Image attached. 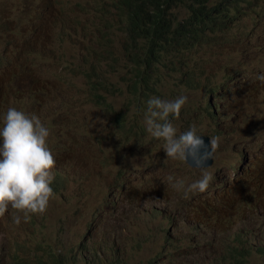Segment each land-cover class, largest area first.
<instances>
[{
	"label": "rangeland",
	"instance_id": "rangeland-1",
	"mask_svg": "<svg viewBox=\"0 0 264 264\" xmlns=\"http://www.w3.org/2000/svg\"><path fill=\"white\" fill-rule=\"evenodd\" d=\"M114 1L0 0V126L10 105L38 116L51 129L64 181L44 215L19 225L12 212L3 219L0 264H18L15 252L46 262L61 252L65 264H111L107 255L121 264H191L186 247L197 264L213 262L221 247L212 236L216 219L206 222L195 250L190 243L196 235L181 216L171 220L152 210L172 212L194 196L174 190L167 177L187 185L201 174L185 161L167 159L164 142L147 133L143 120L153 96H186L184 115L172 118L177 133L194 124L199 134L218 139L213 166L206 168L211 187L196 197L202 212L221 218L216 235L244 227L255 247L264 246V82L258 79L264 75V0L224 36L217 31L210 46L187 50L188 36L176 34L172 48L196 54L197 86L176 76L139 99L128 87L137 64L122 47L123 7L130 1L115 3L116 12ZM142 2L144 10L157 9ZM102 75L122 87L108 99L116 113L90 91L89 78ZM104 208L114 211L110 226L98 216ZM125 210L143 211L142 218L128 225L135 218ZM193 211L189 220L199 222ZM250 264H264V258L254 252Z\"/></svg>",
	"mask_w": 264,
	"mask_h": 264
},
{
	"label": "clouds",
	"instance_id": "clouds-1",
	"mask_svg": "<svg viewBox=\"0 0 264 264\" xmlns=\"http://www.w3.org/2000/svg\"><path fill=\"white\" fill-rule=\"evenodd\" d=\"M124 1L118 0V2ZM142 1L145 0H141V5ZM260 1L211 0L208 6L219 9V12L214 14L220 28L217 31H220L224 36L244 19ZM130 2L126 3L125 8ZM223 9L226 11L225 16H221ZM194 21L195 19L182 23L187 25V28L181 32L182 35L188 36L184 40L186 46L192 43L204 45L212 35L215 38L217 31H214L211 21L206 24H199L198 22L195 24ZM126 24L127 28H125V25L122 47L125 46V50L129 54L140 53L146 59V67L152 78L155 81H164V83L157 85V90L159 86L166 84L169 78L176 76H179L180 81L183 83L185 82L193 87L197 86L196 78L192 77L194 72L192 66L196 61V54L181 53L173 49L164 41V33L157 36L159 39L157 48H151L153 36L143 41L134 39L131 30L128 28V19H126ZM192 34L196 35L193 39L189 37ZM159 49L163 52L162 56L157 52ZM258 79L264 82V75L259 76ZM89 82L93 98L103 103L110 114L116 113L119 109L108 99L120 89L116 86L100 88L93 81L89 80ZM147 95L148 93L145 96ZM141 97L137 96L138 99ZM187 101V97L184 95L174 100H162L157 96H153L147 101V110L143 120L145 129L151 137L164 142L163 152L165 157L174 161H185L195 171L201 169L198 179L187 185L183 180H174L172 176L167 177L169 186L177 192H183L185 197L194 194L192 199L187 197L172 212L158 208L152 210L157 215H162L171 220L179 219L181 216V220H185L190 225L192 233L196 235L190 243L195 250L198 249L203 240L202 235H206V222L216 219L212 223V236L215 241L221 243V247L216 250L217 256L213 257L211 264H250L254 252L264 258V246L257 245L255 247L248 229L240 227L229 235L224 234L218 237L216 235V225L221 223V218L215 213L211 215L202 212L200 206L196 204V197H204L211 187L213 176L206 168L213 166L218 139L217 137L211 138L199 134L194 124L185 127L186 129L183 132L177 133L172 118L178 119L184 115H181V110ZM208 104L213 107L212 98H209ZM196 112L200 111L197 110ZM211 115L212 117L215 116L213 113ZM116 122L117 126H121L125 122V116L118 118ZM50 135V127L42 123L41 119L35 114L28 113L23 107L10 105L4 111L0 126V223L10 212H12V219L16 225L21 223L22 218L26 222L30 216L44 215L48 211L54 195L64 183L60 177L62 171L57 168L60 155L55 146L49 142ZM205 137H208L209 142ZM247 157L248 154L245 152L244 159L246 160ZM55 174H58V177ZM189 208L195 209L193 212L199 217V222L189 220ZM125 212L135 218L128 225L138 222L142 218L143 211L125 210ZM113 215L112 208H104L98 214L100 219L108 226L111 225ZM258 217H262V215H258ZM258 217V221L262 219ZM128 225H125V227ZM185 252L192 258V262L196 260L193 251L188 250L186 247ZM97 254L99 255V251H97ZM175 254L173 253V255ZM110 258L107 255L105 262H108ZM87 263L95 264V261L87 260ZM26 264L41 263L31 261L26 262Z\"/></svg>",
	"mask_w": 264,
	"mask_h": 264
},
{
	"label": "trees",
	"instance_id": "trees-1",
	"mask_svg": "<svg viewBox=\"0 0 264 264\" xmlns=\"http://www.w3.org/2000/svg\"><path fill=\"white\" fill-rule=\"evenodd\" d=\"M130 4L123 11L128 19V28L132 32V37L143 41L144 39L153 36L152 47L157 48L158 38L161 33L165 34L164 41L172 46L175 42L174 35L181 33L187 28L186 24H182L184 21L190 22L195 19L199 24L212 22L214 31L220 29L218 22L214 18V14L219 12V9L213 6H208L211 0H145V2L157 6V9L144 10L141 5V0H130ZM161 2V5L158 4ZM115 2H118L116 0ZM115 2L113 3L114 12L116 9ZM125 2V1H124ZM159 5V6H158ZM225 9L222 10L221 16H225ZM127 28V24L126 27ZM214 36L212 35L208 42L204 45L192 43L186 46V49L205 46H210ZM158 54L163 55V52L159 49ZM190 52V51H189ZM195 55L194 53L190 52ZM123 54L126 58H131L137 64V67L131 72L128 79V87L133 89V94L136 96H145L150 90H157V85L164 83V81H155L150 75L148 68L146 67V59L140 53L129 54L123 47ZM89 80L93 81L98 87L116 86L120 90L122 87L109 81L108 77L102 75L98 77H90ZM105 80L103 83L102 81ZM188 101L181 110V115L184 114L188 106ZM18 264H26V262L35 261L41 264H65L64 255L62 253H50L48 262L44 261L40 256H25L20 252L12 253ZM111 264H121L110 258L108 260ZM191 264H197L192 262Z\"/></svg>",
	"mask_w": 264,
	"mask_h": 264
},
{
	"label": "water",
	"instance_id": "water-1",
	"mask_svg": "<svg viewBox=\"0 0 264 264\" xmlns=\"http://www.w3.org/2000/svg\"><path fill=\"white\" fill-rule=\"evenodd\" d=\"M205 139L209 142V139H208V137H205Z\"/></svg>",
	"mask_w": 264,
	"mask_h": 264
}]
</instances>
